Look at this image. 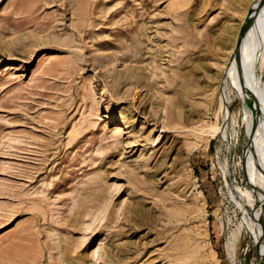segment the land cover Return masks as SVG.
<instances>
[{
    "label": "rangeland",
    "instance_id": "374dc122",
    "mask_svg": "<svg viewBox=\"0 0 264 264\" xmlns=\"http://www.w3.org/2000/svg\"><path fill=\"white\" fill-rule=\"evenodd\" d=\"M247 11L0 0V264H264L262 47L225 46Z\"/></svg>",
    "mask_w": 264,
    "mask_h": 264
},
{
    "label": "bare ground",
    "instance_id": "6f19581e",
    "mask_svg": "<svg viewBox=\"0 0 264 264\" xmlns=\"http://www.w3.org/2000/svg\"><path fill=\"white\" fill-rule=\"evenodd\" d=\"M233 3L235 5V9H238V13H245L247 9L248 11L242 23L234 25V28L232 27L230 32L227 34L225 46H233L234 49L231 53L233 55L231 62L234 65H237L239 61L243 66L248 64V61L252 60L251 58H254L256 55L257 45L259 42L262 47L261 58L264 65V20H262V15L264 13V0H233ZM187 122L188 120L186 123ZM255 122H257V120ZM207 128L203 129L206 130ZM218 129L219 128L216 126H211L208 129V133L210 135H214Z\"/></svg>",
    "mask_w": 264,
    "mask_h": 264
}]
</instances>
